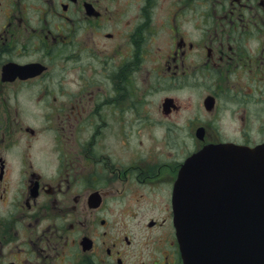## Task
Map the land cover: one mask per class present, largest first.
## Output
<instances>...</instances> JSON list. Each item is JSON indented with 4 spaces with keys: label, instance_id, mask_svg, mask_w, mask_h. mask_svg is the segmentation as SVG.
Wrapping results in <instances>:
<instances>
[{
    "label": "flooded vegetation",
    "instance_id": "1",
    "mask_svg": "<svg viewBox=\"0 0 264 264\" xmlns=\"http://www.w3.org/2000/svg\"><path fill=\"white\" fill-rule=\"evenodd\" d=\"M263 142L264 0H0V264H182L181 164Z\"/></svg>",
    "mask_w": 264,
    "mask_h": 264
},
{
    "label": "water",
    "instance_id": "2",
    "mask_svg": "<svg viewBox=\"0 0 264 264\" xmlns=\"http://www.w3.org/2000/svg\"><path fill=\"white\" fill-rule=\"evenodd\" d=\"M172 209L183 264H264V143L187 158Z\"/></svg>",
    "mask_w": 264,
    "mask_h": 264
},
{
    "label": "rangeland",
    "instance_id": "3",
    "mask_svg": "<svg viewBox=\"0 0 264 264\" xmlns=\"http://www.w3.org/2000/svg\"><path fill=\"white\" fill-rule=\"evenodd\" d=\"M189 92H190V90L188 91V93L187 94H189ZM186 94H182V95H180V96H185ZM192 146V145H191ZM166 192L165 191H160V194H161V196L163 195V194H165ZM150 195V194H149Z\"/></svg>",
    "mask_w": 264,
    "mask_h": 264
}]
</instances>
